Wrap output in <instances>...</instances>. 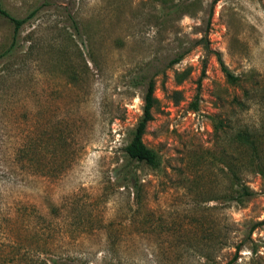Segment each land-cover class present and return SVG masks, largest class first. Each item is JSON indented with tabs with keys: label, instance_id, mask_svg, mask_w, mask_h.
Here are the masks:
<instances>
[{
	"label": "rangeland",
	"instance_id": "rangeland-1",
	"mask_svg": "<svg viewBox=\"0 0 264 264\" xmlns=\"http://www.w3.org/2000/svg\"><path fill=\"white\" fill-rule=\"evenodd\" d=\"M167 1L196 9L2 0L17 17L43 6L0 59V264H264L251 165L264 164V0ZM13 33L0 15V54ZM180 53L155 77L143 137L160 167L132 162L148 79ZM245 130L262 136L256 160L237 140ZM230 170L256 191L244 204Z\"/></svg>",
	"mask_w": 264,
	"mask_h": 264
},
{
	"label": "trees",
	"instance_id": "trees-1",
	"mask_svg": "<svg viewBox=\"0 0 264 264\" xmlns=\"http://www.w3.org/2000/svg\"><path fill=\"white\" fill-rule=\"evenodd\" d=\"M163 4H165L164 8L166 9V14H172L176 12L178 13L183 12V13L191 14L196 9L195 3L191 1H178V2L173 1L171 3H168L167 0H163ZM41 6L38 8H35L34 10H31L26 16L17 17V16H14L3 5L2 0H0V15L8 18L14 26L12 42L9 48L4 53L0 54V59L2 57L8 56L14 53L16 49L17 38L20 32V29L23 27L24 24H26L29 20H31L37 15L39 9H41ZM70 16H71V19L73 20L72 25L74 26V28L76 30H80L79 23L77 22L75 17H73L72 14ZM31 39L32 37L30 38V41ZM33 41L34 40L31 41L32 46H33ZM184 56H185V53L178 54L177 56H175L169 62L166 63L164 69L156 72L153 76L149 77L146 90L144 93L143 113L141 117L139 118L135 129L132 131L131 140L125 147L126 155L130 161L143 162V163L148 164L154 169H157L160 167L161 161H160V157L158 153L153 148L149 147L144 142V139H143L146 133L148 123L154 118L153 110L158 104V98L155 95V90H156L155 77L158 74H160V72L165 73L166 69L175 66V64L179 63L184 58ZM218 60L220 61L222 70L226 74L228 80L233 83L237 82L239 80V77L234 75L231 72V70L223 62L220 55H218ZM187 75H188V72H185V74L181 78H179L178 81L179 82L182 81ZM259 134L260 133L257 130H245V131H240L236 136L240 144L243 147L250 150L251 154L253 155L254 160L262 156L261 152L263 148L262 146H260L262 144V136H260ZM251 165H252V170L260 174L263 184H264V164L261 162L252 161ZM230 171H231L230 175L233 176L232 184L237 185V188L235 190H233V188L231 189L230 193H235V195L234 196L230 195V198L235 199L240 204H244V202H246L248 199H250L256 194V191L253 188H251V186L248 184L247 181L242 182L239 180L235 182L234 179L237 178L238 175L235 171L233 170H230ZM136 182L137 181H134L133 184H136ZM53 263L57 264L58 261L53 260ZM61 264H79V263L62 262Z\"/></svg>",
	"mask_w": 264,
	"mask_h": 264
}]
</instances>
